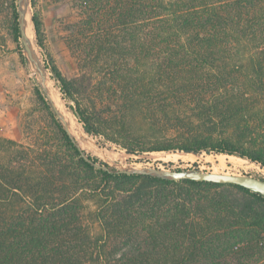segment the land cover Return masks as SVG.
I'll return each mask as SVG.
<instances>
[{
  "label": "trees",
  "instance_id": "1",
  "mask_svg": "<svg viewBox=\"0 0 264 264\" xmlns=\"http://www.w3.org/2000/svg\"><path fill=\"white\" fill-rule=\"evenodd\" d=\"M76 1L67 44L79 75L46 69L87 135L134 156L205 152L264 168L263 154L231 142L166 137L194 133L183 114L191 103L203 115L264 113V0ZM12 14L20 43L16 0ZM54 121L57 149L0 137V264H264L262 195L97 169Z\"/></svg>",
  "mask_w": 264,
  "mask_h": 264
},
{
  "label": "rangeland",
  "instance_id": "2",
  "mask_svg": "<svg viewBox=\"0 0 264 264\" xmlns=\"http://www.w3.org/2000/svg\"><path fill=\"white\" fill-rule=\"evenodd\" d=\"M38 3L43 25L44 47L38 44L32 22L34 9L29 0L26 34L33 49L31 58L24 53L21 38L18 43L13 35L12 0H0V137L28 147L38 142L40 145L50 144L57 149L60 140L54 119L59 118L60 121L62 119L51 103L50 92L46 87V83L49 82L79 126L78 135L72 133L69 127L68 130L77 139L81 149L90 156L109 164L112 169L119 171L126 170L125 167L140 169L157 167L163 170L197 169L219 174H247L264 179V168L238 157H234L236 163H233L229 161V157L232 156L225 155L227 160L219 163L211 158L216 155H207L203 152L201 155H195L197 157L195 161L188 163L164 161L158 157L159 153L175 152L158 151L143 156L127 155L125 150L106 142L104 138L87 135L77 117L69 109L75 108L76 104L63 98L59 82L51 70L46 69L47 65L54 63L67 79H73L79 75L76 60L67 44L70 27L81 18L78 3L76 0H38ZM16 5L18 7L17 0ZM195 107V104L191 103L189 107L183 109L187 121L185 129L188 128L194 133L178 135L172 130L166 133L167 138L185 142L190 139L192 141L195 135H203L199 141H206L208 144L227 141L245 151L264 155V113L261 114L256 109H248L236 113H221L218 116L213 113L203 115ZM60 121L58 120L59 123ZM138 126L144 127L142 123ZM253 129L262 130L259 134L248 132ZM154 163L162 164L158 167Z\"/></svg>",
  "mask_w": 264,
  "mask_h": 264
},
{
  "label": "water",
  "instance_id": "3",
  "mask_svg": "<svg viewBox=\"0 0 264 264\" xmlns=\"http://www.w3.org/2000/svg\"><path fill=\"white\" fill-rule=\"evenodd\" d=\"M18 7V26H19V33L20 38L24 46V53L27 54L29 57H33V49L31 46V42L29 40V37L26 34V26H27V20H26V14L27 9L23 6H29V0H17ZM33 24L34 21L32 20ZM35 29V25H34ZM55 110V109H54ZM56 112V110H55ZM57 114V112H56ZM60 121V119L58 118ZM61 125L63 126L64 130L68 133V135L74 140V142L78 145L75 138L72 136V134L69 132L68 128L60 121ZM84 130V129H83ZM81 149V148H80ZM81 157L91 164L93 167L97 169H102L104 171H111L112 168L109 164L108 166L101 165L100 163H96L92 158H90L89 154L81 149ZM185 153V152H184ZM129 155V154H127ZM195 155V154H194ZM118 173H125L128 175H140V176H150V177H156L159 179H165V180H171L174 182L178 181H196V182H212L217 184H231V185H237L241 186L243 188H246L254 193H257L259 195H262L264 197V179L256 178L251 175H236V174H216L213 172H206V171H199L197 169L189 170V169H183V170H163L157 167H145L137 170H123L119 171L115 169Z\"/></svg>",
  "mask_w": 264,
  "mask_h": 264
},
{
  "label": "bare ground",
  "instance_id": "4",
  "mask_svg": "<svg viewBox=\"0 0 264 264\" xmlns=\"http://www.w3.org/2000/svg\"><path fill=\"white\" fill-rule=\"evenodd\" d=\"M24 7H25V9H27L26 6H24ZM46 87L48 88V90L50 92V97L52 100L51 103H53V105L55 106L56 110L58 111V113L62 119L61 122L66 126V128L69 127V129L72 131V133L78 135V133L80 131L78 129L79 126H77L78 124L75 123V121L72 119L71 115L68 113V111L65 107V104L63 103V101L60 99V97L58 95V92L52 87V85L49 82L46 83ZM159 155L160 156H158V157H160L161 160L172 161V162L180 161V162H187L188 163V162L195 161L197 159V157L195 155L187 154V153H177V152H175V153H161V154L159 153ZM211 158H214L219 163H224L225 160H227V157L224 154L216 155V156L211 157ZM229 161L236 163L234 157H229ZM125 168H126V170L140 169V168H129V167H125ZM216 174H219V173H216ZM228 175H230V174H228Z\"/></svg>",
  "mask_w": 264,
  "mask_h": 264
}]
</instances>
